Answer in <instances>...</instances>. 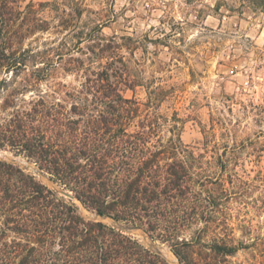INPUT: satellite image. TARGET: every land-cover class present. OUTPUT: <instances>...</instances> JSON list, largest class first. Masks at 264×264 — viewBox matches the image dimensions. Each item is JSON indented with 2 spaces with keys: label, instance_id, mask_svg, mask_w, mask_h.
Here are the masks:
<instances>
[{
  "label": "rangeland",
  "instance_id": "obj_1",
  "mask_svg": "<svg viewBox=\"0 0 264 264\" xmlns=\"http://www.w3.org/2000/svg\"><path fill=\"white\" fill-rule=\"evenodd\" d=\"M18 1L23 9L50 4L41 13L49 30L24 47L52 50L57 65L47 73L32 64L9 73L0 118L30 110L41 99L69 111L86 75L105 71L112 81L124 75L134 88L122 85L121 94L138 108L128 131L145 126L152 134L148 147L169 148L168 157L191 165L196 213L188 235L199 244L234 247L228 264H264V0ZM0 161L70 200L86 220L103 222L180 264L170 245L143 225L100 218L63 196L25 154L0 148ZM199 244L202 257H213Z\"/></svg>",
  "mask_w": 264,
  "mask_h": 264
},
{
  "label": "trees",
  "instance_id": "obj_2",
  "mask_svg": "<svg viewBox=\"0 0 264 264\" xmlns=\"http://www.w3.org/2000/svg\"><path fill=\"white\" fill-rule=\"evenodd\" d=\"M49 5L37 9L29 3L23 9L18 0H0V95L9 84V73L29 64L43 65L38 71L47 73L57 65L52 50L24 47L28 38L49 30L41 16ZM57 56L60 60L63 54ZM91 75H86L79 102L69 111L61 104L47 106L41 99L30 110L0 118V148L25 154L98 217L143 225L170 245L180 264H228L234 247L199 244L188 235L196 213L191 165L168 157L169 148L148 147L152 134L145 126L137 133L128 131L138 108L134 100L124 98L120 87L133 89L130 80L119 75L112 81L100 70ZM8 104L5 100L3 108ZM197 244L213 257H202ZM0 264L169 263L113 227L86 220L70 200L0 161Z\"/></svg>",
  "mask_w": 264,
  "mask_h": 264
},
{
  "label": "water",
  "instance_id": "obj_3",
  "mask_svg": "<svg viewBox=\"0 0 264 264\" xmlns=\"http://www.w3.org/2000/svg\"><path fill=\"white\" fill-rule=\"evenodd\" d=\"M37 173L39 175L42 174L41 171H38ZM62 195L65 196V197H67L68 199H71V200H75L76 199L71 193H68V192H62Z\"/></svg>",
  "mask_w": 264,
  "mask_h": 264
},
{
  "label": "bare ground",
  "instance_id": "obj_4",
  "mask_svg": "<svg viewBox=\"0 0 264 264\" xmlns=\"http://www.w3.org/2000/svg\"><path fill=\"white\" fill-rule=\"evenodd\" d=\"M173 256V255H172Z\"/></svg>",
  "mask_w": 264,
  "mask_h": 264
}]
</instances>
